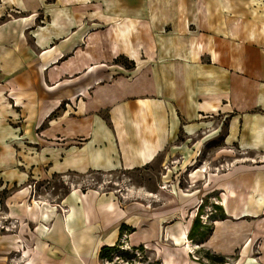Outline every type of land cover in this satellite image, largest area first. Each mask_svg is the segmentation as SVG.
<instances>
[{"label":"crops","instance_id":"obj_1","mask_svg":"<svg viewBox=\"0 0 264 264\" xmlns=\"http://www.w3.org/2000/svg\"><path fill=\"white\" fill-rule=\"evenodd\" d=\"M222 129L224 145L264 158V0H0V210L15 229L0 232V264H103L124 235L188 264L189 237L165 218L99 190L54 200L30 185L142 169L167 149L190 157ZM220 186L203 264H257L245 235L219 227L264 208V170Z\"/></svg>","mask_w":264,"mask_h":264},{"label":"rangeland","instance_id":"obj_2","mask_svg":"<svg viewBox=\"0 0 264 264\" xmlns=\"http://www.w3.org/2000/svg\"><path fill=\"white\" fill-rule=\"evenodd\" d=\"M223 133V129L221 132L211 130L207 135L213 136L206 142L196 144L194 147L198 151L194 154L191 151L190 157L167 149L152 165L142 169L88 172L82 175L67 173L54 177L49 184L35 183L30 186L36 197L54 200L77 188L83 192L99 190L114 195L123 204L133 203L136 210L145 209L152 217L165 218L163 226H166L167 231L180 234L186 232L189 240H183L184 246L181 249L188 253V264H203L206 263L204 254L208 250L204 243L213 229L218 227V221L224 217L221 182L239 169L264 170V158L227 147L222 140ZM185 144L188 149H192L191 143ZM1 212L0 232L14 231V226L4 220ZM219 230H231L245 235L243 260L246 259L244 253H247L250 255L247 261L264 264L261 254L264 245V208L252 216L228 218L225 226L219 227ZM124 236L117 244L118 251L112 253L109 261H102L103 264H162L150 247H144L143 251L129 252L126 258L129 263L122 260L119 252L130 251V245L125 243L127 236ZM161 242L166 248L174 246L172 240ZM238 252L233 256L238 257ZM228 260L229 264L234 263L233 257L229 256Z\"/></svg>","mask_w":264,"mask_h":264},{"label":"trees","instance_id":"obj_3","mask_svg":"<svg viewBox=\"0 0 264 264\" xmlns=\"http://www.w3.org/2000/svg\"><path fill=\"white\" fill-rule=\"evenodd\" d=\"M195 224V223H194ZM195 225H193V228H195L194 227ZM118 243H116L114 246H112V247H105V248H103L102 249V251L100 252V254H99V259L101 260V261H104V260H106V261H109V257L112 255V253L113 252H116V251H118L117 250V247H118V245H117ZM143 246H136V247H134V246H130L129 247V249L128 250H130V251H127V250H125V251H121V252H119V255H120V257H121V259L122 260H126L128 263H129V261H128V259H126L129 255H130V253L129 252H131V251H143ZM224 259H221V261L220 262H222Z\"/></svg>","mask_w":264,"mask_h":264},{"label":"built area","instance_id":"obj_4","mask_svg":"<svg viewBox=\"0 0 264 264\" xmlns=\"http://www.w3.org/2000/svg\"><path fill=\"white\" fill-rule=\"evenodd\" d=\"M61 209V208H60ZM66 212V210H63V209H61V213L62 214H64ZM128 249H129V247H128Z\"/></svg>","mask_w":264,"mask_h":264},{"label":"bare ground","instance_id":"obj_5","mask_svg":"<svg viewBox=\"0 0 264 264\" xmlns=\"http://www.w3.org/2000/svg\"><path fill=\"white\" fill-rule=\"evenodd\" d=\"M187 248H189V246L187 245Z\"/></svg>","mask_w":264,"mask_h":264}]
</instances>
